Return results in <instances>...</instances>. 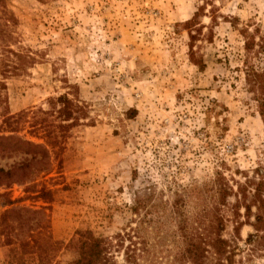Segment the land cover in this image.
I'll return each instance as SVG.
<instances>
[{"label": "rangeland", "instance_id": "374dc122", "mask_svg": "<svg viewBox=\"0 0 264 264\" xmlns=\"http://www.w3.org/2000/svg\"><path fill=\"white\" fill-rule=\"evenodd\" d=\"M4 2L17 20L11 49L35 62L0 75L1 98L25 114L18 135L49 159L33 176L43 165L31 156L0 154V168L30 162L33 176L16 171L0 195L44 208L56 261L76 259L88 230L121 233L118 264L126 251L137 264H194L190 243L215 264L218 237L233 264H264V116L246 79L264 70V52L246 53L242 34L258 29L260 43L264 0ZM62 96L85 107L78 122L56 117L51 100ZM54 127L56 146L44 138ZM0 264H14L1 236Z\"/></svg>", "mask_w": 264, "mask_h": 264}, {"label": "trees", "instance_id": "16d2710c", "mask_svg": "<svg viewBox=\"0 0 264 264\" xmlns=\"http://www.w3.org/2000/svg\"><path fill=\"white\" fill-rule=\"evenodd\" d=\"M195 17L197 16L194 15ZM190 20L186 25L191 24ZM17 25L16 18L6 10L4 0H0V75L7 78L10 75H17L26 71V68L32 66L35 59L22 52L11 49L15 38L13 29ZM258 29L252 34L248 30H243L244 50L246 53L254 51V46H258L257 53L264 52V35L258 36L260 43H255V36L258 35ZM246 79L251 87V91L255 92L258 97L260 114L264 116V70L255 71L251 69L246 72ZM0 89H5V84H0ZM1 91V90H0ZM3 103V105H2ZM52 109L60 121L78 122L79 116H84L85 107L79 106L75 100L68 99L66 96L58 97L55 101L51 100ZM1 131H0V154L2 156H10L14 153H22L31 156L34 165H43L31 171V175L35 176L45 170H48L49 153L43 144L31 142L23 136H19L20 123L23 120V113L10 114L6 102L1 98ZM37 126L35 122L31 126V131L41 128V123ZM67 126L59 124L58 128L65 131ZM7 129V130H5ZM54 127L44 134L46 143L56 146L59 144V138ZM8 132L9 134H4ZM37 132V130H36ZM60 132V131H58ZM35 133V131H33ZM30 162L12 167L10 169L0 168V186H9L14 183L16 171H21L23 178L28 179V169ZM47 163V165L45 164ZM44 195L48 192H43ZM42 193V195H43ZM41 196V195H40ZM0 198H5L2 206L4 211L0 214V236L2 243L9 248L14 264H118L113 256L116 249L122 246L123 236L116 233L112 236H96L92 231H82L79 233L77 241V258L61 263L56 261V253L59 250L58 242L54 241L48 232L49 219L44 214V208L40 210H30L24 207H14L17 201L11 200L6 193L1 194ZM222 222V221H221ZM218 226L219 230L223 229V224ZM221 227V229H220ZM36 232L37 235H34ZM21 234H26L22 237ZM210 246L214 250L215 264H233L231 251L227 250L228 244L220 237L210 242ZM200 246L196 243H190L187 252V258L194 264H201L204 258L200 253ZM124 260L128 264H137L136 256H129L128 252H124Z\"/></svg>", "mask_w": 264, "mask_h": 264}]
</instances>
